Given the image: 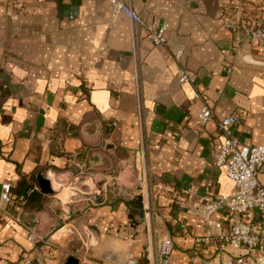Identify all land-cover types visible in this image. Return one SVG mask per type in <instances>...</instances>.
Returning <instances> with one entry per match:
<instances>
[{"label": "crops", "instance_id": "0c3cea01", "mask_svg": "<svg viewBox=\"0 0 264 264\" xmlns=\"http://www.w3.org/2000/svg\"><path fill=\"white\" fill-rule=\"evenodd\" d=\"M125 1L148 22L168 26V46L153 45L107 0H0V264H64L53 242L69 212L111 229L95 250L102 264L129 256L156 264L164 239L184 264L196 255V238L213 233L197 215L202 198L236 193L216 164V123L199 125L203 106L218 118L241 117L243 144L264 143V54L245 45L231 56L233 34L219 18L235 0ZM256 1L264 23V0ZM180 48L195 85H177L172 53ZM79 154L90 157L102 193L119 167L117 184L137 191L141 209L131 214L133 199L105 204L106 194L92 206L87 197L43 209L36 200L14 210L3 202L4 184L14 190L22 177L37 180L45 170L58 191L53 172L70 175L64 169ZM259 179L264 185V166ZM132 217L143 224L128 229ZM215 219L225 229L237 220Z\"/></svg>", "mask_w": 264, "mask_h": 264}, {"label": "built area", "instance_id": "2783aa9c", "mask_svg": "<svg viewBox=\"0 0 264 264\" xmlns=\"http://www.w3.org/2000/svg\"><path fill=\"white\" fill-rule=\"evenodd\" d=\"M116 14L123 15L134 27L145 33V37L157 47L169 45L167 25H155L147 21L145 16L125 0H107ZM261 3L256 0H235L229 10H221L219 18L222 25L233 34L232 47L229 54L236 57L245 45L264 54V23L256 15L261 12ZM255 15V18L252 16ZM227 55L226 51L222 52ZM185 50L177 49L172 53L177 65L176 82L178 86L195 85L196 76L187 68L184 61ZM234 71V65L227 67V74ZM200 126L214 121L222 137L219 150L215 153L216 164L223 168L227 178L236 186L233 196L218 195L213 198L204 197L200 201L197 215L212 229L210 235L195 240V252L184 264H264V185L259 175L264 166V143L245 145L239 137L242 125L241 117L218 118L207 103L198 115ZM87 159H90L86 155ZM12 187L2 186V200L7 207L12 203ZM38 187L31 189L26 196L20 197L21 204L27 202ZM4 210V209H3ZM7 209L4 210L5 213ZM232 215L237 220L229 229L224 222L216 220V214ZM29 240L35 241V233L31 226ZM185 228V226H183ZM95 237L88 240V245L96 246ZM46 243L47 241H42ZM85 245V244H84ZM87 247V244L85 245ZM213 248L210 253H204ZM176 248L170 239H164L159 246L156 264H178L175 261ZM199 253L205 257L200 258ZM82 264L83 260L80 258ZM4 264H8L7 262ZM38 264H44L42 260ZM123 264H152L143 262L133 256L126 258Z\"/></svg>", "mask_w": 264, "mask_h": 264}, {"label": "rangeland", "instance_id": "374dc122", "mask_svg": "<svg viewBox=\"0 0 264 264\" xmlns=\"http://www.w3.org/2000/svg\"><path fill=\"white\" fill-rule=\"evenodd\" d=\"M90 167V159L84 157V160H79L75 165L69 168L71 174L68 176H63L59 172H53L54 175L58 176V179L55 178V185L59 190H54L55 192L53 195H47L45 197L46 201L48 203H54L57 200L61 201L63 204L70 205L71 200L76 201V199H84V197H87L90 199V206H92V204H97L96 195L101 197V195L106 194V196L103 195V200L107 199L105 200V204L126 202L130 201V199L134 201L142 198L138 196L136 190L127 193L117 184L118 180H116L115 177L118 176L119 167H116L113 172H110L113 178L109 179V183L106 187L107 189L102 193L103 185L93 179L94 171L90 169ZM42 172L47 175L48 171L45 170ZM51 178L52 177H50V179ZM71 205L74 206V204ZM65 221L66 223L61 222L60 226L57 227L58 229H56L55 233L59 230H62V233L56 236L53 242L56 245V250L62 257L66 260L69 257H75L79 259V262L80 258H82V264H102L101 261L95 258V250L99 246L101 235L108 234L111 229H96L89 224L88 218L81 220L77 212L67 213ZM141 224H143V222L140 217H132L126 224V227L128 229H137ZM91 237H95V240H97L98 243L96 246L91 247L88 245V240H90ZM84 244H87V247H85Z\"/></svg>", "mask_w": 264, "mask_h": 264}, {"label": "trees", "instance_id": "16d2710c", "mask_svg": "<svg viewBox=\"0 0 264 264\" xmlns=\"http://www.w3.org/2000/svg\"><path fill=\"white\" fill-rule=\"evenodd\" d=\"M84 156H85L84 154H79L78 159L84 160ZM69 168L70 167L65 168L64 171L69 170ZM37 186L38 185H37L36 175H34L32 177V179H30V180L26 179L25 177H22L18 183V186L14 190L11 191V195H12L11 207L13 208L12 210H14L15 208H23L26 205H30L31 202L33 203V201H35V200L37 202H39L40 209H43L45 206L49 205L50 203H48L45 199L46 195H44L43 193H38V192H35V193L31 194V196H28L27 202L23 205L21 204L20 197L26 196L27 193L31 189H34ZM33 195H35V196H33ZM126 204L129 207V209L131 210L132 215H135L133 213L135 210L137 211V209H141V207H142L141 202L138 203V200H134L132 202H126ZM137 204H139V205H137Z\"/></svg>", "mask_w": 264, "mask_h": 264}, {"label": "water", "instance_id": "95a60500", "mask_svg": "<svg viewBox=\"0 0 264 264\" xmlns=\"http://www.w3.org/2000/svg\"><path fill=\"white\" fill-rule=\"evenodd\" d=\"M50 100V98H49ZM159 109V108H158ZM37 184L39 186L40 191L45 195H53L54 189L52 186V182L49 177L44 172H39L37 175ZM95 198L99 200L101 197L96 195ZM64 264H80L79 259L75 257H69Z\"/></svg>", "mask_w": 264, "mask_h": 264}, {"label": "bare ground", "instance_id": "6f19581e", "mask_svg": "<svg viewBox=\"0 0 264 264\" xmlns=\"http://www.w3.org/2000/svg\"><path fill=\"white\" fill-rule=\"evenodd\" d=\"M49 179H50V178H49ZM50 180H51V179H50ZM52 186H53V185H52ZM53 189H55V188H53ZM56 189H58L57 186H56Z\"/></svg>", "mask_w": 264, "mask_h": 264}]
</instances>
